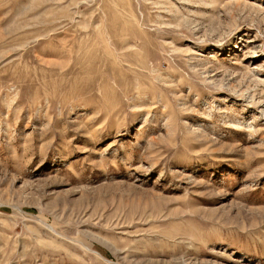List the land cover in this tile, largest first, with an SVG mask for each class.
<instances>
[{
  "label": "rangeland",
  "instance_id": "obj_1",
  "mask_svg": "<svg viewBox=\"0 0 264 264\" xmlns=\"http://www.w3.org/2000/svg\"><path fill=\"white\" fill-rule=\"evenodd\" d=\"M0 264H264V0H0Z\"/></svg>",
  "mask_w": 264,
  "mask_h": 264
},
{
  "label": "bare ground",
  "instance_id": "obj_2",
  "mask_svg": "<svg viewBox=\"0 0 264 264\" xmlns=\"http://www.w3.org/2000/svg\"><path fill=\"white\" fill-rule=\"evenodd\" d=\"M33 7V6H32Z\"/></svg>",
  "mask_w": 264,
  "mask_h": 264
}]
</instances>
